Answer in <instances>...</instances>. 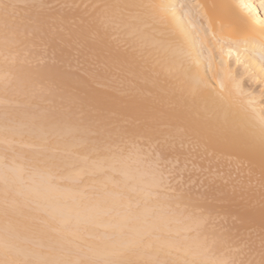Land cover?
Here are the masks:
<instances>
[{
  "label": "bare ground",
  "instance_id": "1",
  "mask_svg": "<svg viewBox=\"0 0 264 264\" xmlns=\"http://www.w3.org/2000/svg\"><path fill=\"white\" fill-rule=\"evenodd\" d=\"M159 136L160 156L176 138L203 167L239 154L264 192V0H0V264H232L234 241L199 233L219 210L264 264V193L228 188L183 219L134 144L114 152Z\"/></svg>",
  "mask_w": 264,
  "mask_h": 264
},
{
  "label": "rangeland",
  "instance_id": "2",
  "mask_svg": "<svg viewBox=\"0 0 264 264\" xmlns=\"http://www.w3.org/2000/svg\"><path fill=\"white\" fill-rule=\"evenodd\" d=\"M50 6H52V4L49 5V7ZM20 8H21V5H18L15 8V11L11 14L10 22L19 23V24H28L31 20V17L27 13L23 12ZM121 46H122L123 50L125 49L124 51L126 52L127 56L130 55V56H132L133 60H135L136 62H138V63L141 62V56H140V53L138 51L139 49L135 48V49H131L132 50L131 51L129 48H127L126 45L121 44ZM6 53H8V52H6ZM42 54L44 55V53H42ZM9 55H11V54H9ZM8 57H10V56H8ZM76 58H77V56H76ZM95 64H96V66L93 63V66L91 65V67H93L95 69H100V67L102 66L100 63H97V60H95ZM29 66H30V64H29ZM80 67H81V65H80ZM128 69H129L128 66H126L124 69H121V68L115 69L114 71L111 72L112 74H109V77H110V79H113L115 82L120 83L121 81L125 80L127 78V76L129 75L127 72ZM118 89H119V87H117V90ZM149 90H150L149 88H148V90H146L147 91L146 95H147V93L150 95L152 94V93H150ZM114 92H116V91H114ZM159 95H160L159 93L154 94L153 98L156 101H159V97H160ZM136 138H133L136 141L135 140L133 141V139L130 141V139H128V137L126 139L124 137V139L122 138L123 142H122V140L119 139L120 141L119 140L117 141L119 143H115V145L116 144L117 145L114 146V152L117 151L116 153H121V152L123 153L127 149L126 146L128 147L129 145L134 144L133 147H131V149L135 148V146H136V148L132 149V150H134L133 152H136L137 155L139 156V161H140V159L141 160L143 159L142 163H144L145 165H146V162L149 163V164H147L148 167L143 164L144 167H147V172H148V170H150L149 171L150 174L149 173H147V174L153 175V174H151V172L154 171L153 173L155 175H157V177H159V176L161 177L160 180L158 178V181H160L159 184L160 183L162 184V185L160 184L162 186V188H160V190L167 197H165L164 195H163L164 196L163 197L162 194H160V192H159V195L162 197L159 198V196H158V198L162 199V201H164V202L166 200V203L168 202L167 203L168 205H170L172 207L175 206L176 208L180 209L181 214L183 212V214H182L183 216L181 215L183 217V219L186 216L187 217L192 216L191 217L192 219L201 218L202 214L204 215L205 213H207V211H206L207 209L206 210L204 209V208H206V205H205L206 203L202 204L203 203L202 200L203 199L208 200L209 198L210 199L212 198V200H214L213 198L216 197L217 195L224 196L226 194V190L228 188H231L234 191H236L237 193L242 194L243 197L240 198V200H245L248 195H254L257 193H264L263 191H261L262 189L259 185H256V186L254 185V183H253L254 180L252 179V177L250 175H248L246 173V170L249 168L248 167L249 163L246 162L242 158V156H239V154L231 155L227 159L228 165H225L224 163H222V161H220L216 158H214V159L212 158L206 164L207 166L203 167V162L197 161L198 157L201 155L200 154L201 152L198 151L197 144H191L190 145V144L186 143V146H185V143H182L184 145L183 146L182 144H178L177 141H179V140H177L176 138H169L171 145H172V142L175 143L174 144L175 146H173L175 149L172 147V150H173V151L171 150L172 153H171V151H167V153L169 152L168 153L169 157H167V156L163 157L164 155L167 154L165 152L166 154H164L163 156H160L161 150H162L164 143H165V140H166L164 136H159L156 139V141L158 143L156 141H154V142L148 141L147 142L146 140H140V138H137V139ZM128 140L130 143L128 142ZM138 140L141 142V143L139 142V146H138ZM120 142L122 143V146H120ZM131 142H133V143H131ZM135 142L137 143V145H135L136 144ZM142 143H144V144H142ZM145 143H148V144L145 145ZM124 144H125V146H124ZM126 144H128V145H126ZM147 145H148V147H147ZM117 146H120L121 149H123V150L121 151V149H119V147H117ZM161 146H162V148H161ZM123 147H125V148H123ZM181 148H182V150H181ZM145 149L147 150V152H144V151H146ZM173 152H175V153H173ZM162 153H163V151H162ZM170 153L174 154V156L171 155ZM156 154H159V155H156ZM140 157H142V158H140ZM181 157H182V159H181ZM165 158H166V160H165ZM203 158H206V155H203ZM136 159H138V158H136ZM163 160H165V161H163ZM180 160L183 161L184 163L179 162ZM133 162H135V161H133ZM136 162H137V160H136ZM136 162H135V166H137ZM180 163L182 164V166H180ZM140 166L141 165L138 164L139 170H140ZM144 167H143V169H144ZM151 168H153V169L151 170ZM181 168H182V170H180ZM143 169L141 171H143L142 176L144 178L145 170H143ZM155 170L157 172H155ZM158 174H159V176H158ZM153 177H156V176L153 175ZM210 188H212V190H210ZM187 189H188V191H187ZM183 190L189 192L188 198L185 201H179L177 199L178 198L177 194L182 192ZM221 198H223V197H220L219 199H221ZM210 199L208 201H210ZM261 200H264V198H262ZM211 201H210L211 204H213V202H215V201H213V202H211ZM219 203H221V202H219ZM222 203L225 204L226 202H222ZM207 204H209V202ZM249 206H250L249 201H244L242 207H244L245 209H249ZM202 207H204V208H202ZM167 208H170V207H167ZM234 209H235L234 207L229 208V211L234 212ZM219 211H217L218 214L219 213L221 214L222 211H220V212ZM212 214L213 213H211L210 216ZM214 214H217V213H214ZM218 214L211 216V217L206 216V217H204V219L202 217V219L205 221H203V220H201V221L206 223V227H204L202 230L199 229L198 232L201 230V232H199V233H202V235H204V239L206 241H208V240L210 241V239H212V241H213L214 239H216L215 240L216 242H213V243H217V241H218V243H220V244H225L227 242L230 243V241H232V242L234 241L236 243V247H232V248L228 249V250L232 251V253H233V255L231 256L232 258L230 259L232 264H251L252 259L250 256L253 255V253L255 252V247L252 246V240H253L254 234H253L251 228L249 226H246L244 228H247V229H245L243 232H241L239 234L240 236L234 237V234H235L234 233L233 238H229L228 235L232 229L228 228V222H230L231 220L233 222H235V220H234L235 217L230 216L231 218H229L227 216L228 218H226V216L222 217V215L219 216L220 214L219 215ZM234 216H236V215H234ZM214 235H216L218 237L216 238ZM209 243H212V242L210 241Z\"/></svg>",
  "mask_w": 264,
  "mask_h": 264
}]
</instances>
